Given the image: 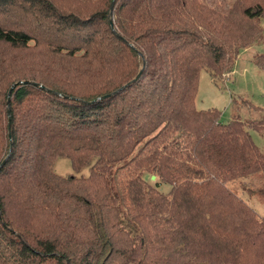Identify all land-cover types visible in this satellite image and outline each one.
Listing matches in <instances>:
<instances>
[{
  "label": "trees",
  "instance_id": "1",
  "mask_svg": "<svg viewBox=\"0 0 264 264\" xmlns=\"http://www.w3.org/2000/svg\"><path fill=\"white\" fill-rule=\"evenodd\" d=\"M263 33L264 0H0V264H264L229 186L264 196V120L195 106Z\"/></svg>",
  "mask_w": 264,
  "mask_h": 264
},
{
  "label": "rangeland",
  "instance_id": "2",
  "mask_svg": "<svg viewBox=\"0 0 264 264\" xmlns=\"http://www.w3.org/2000/svg\"><path fill=\"white\" fill-rule=\"evenodd\" d=\"M227 3L233 0H226ZM264 53V33L259 44L250 45L238 53L234 69L223 73L218 80L210 78L206 71L199 75L198 88L195 97L197 109H216L220 111L219 119L227 122L232 115H238L241 120H264V68H259L255 62V56ZM259 107L254 109L249 104ZM252 140L264 152V137L257 131L248 129ZM54 171L58 174H73L71 164L66 158H58L54 164ZM82 174L87 175L84 169ZM243 182H246L245 180ZM240 182L230 183L229 186L238 194L248 198L250 204L264 217V196L255 190L251 198L239 187ZM161 190L166 193L168 184H162Z\"/></svg>",
  "mask_w": 264,
  "mask_h": 264
},
{
  "label": "water",
  "instance_id": "3",
  "mask_svg": "<svg viewBox=\"0 0 264 264\" xmlns=\"http://www.w3.org/2000/svg\"><path fill=\"white\" fill-rule=\"evenodd\" d=\"M113 4H114V1H112V6H113ZM112 6H111V7H112ZM110 23H111V25L113 26V20H112V18H110ZM140 76H141V69H140V71L138 72V74H137V75H136L131 81H129L128 83H126L125 85H123L120 89L114 91V92L111 93V94H107V95H105V96L99 97V98H97V99L91 101V103L96 102V101H100V100H102V99H104V98H106V97H109V96H111V95L116 94L119 90L125 88L126 86H128V85H130L131 83H133V82H135L136 80H138V79L140 78ZM21 82H27V81H21ZM14 86H15V83L10 87V89H9V91H8V93H7L8 138H9L10 140H11V134H10V113H9V104H10V94H11V91H12V89H13ZM5 160H6V158H4V159L0 162V168L3 166ZM152 178H154V177H152Z\"/></svg>",
  "mask_w": 264,
  "mask_h": 264
}]
</instances>
